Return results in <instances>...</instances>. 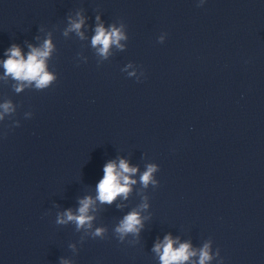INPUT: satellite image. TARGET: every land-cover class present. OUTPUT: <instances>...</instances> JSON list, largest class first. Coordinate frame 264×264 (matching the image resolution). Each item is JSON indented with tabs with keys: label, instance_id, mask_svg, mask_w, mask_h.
Returning a JSON list of instances; mask_svg holds the SVG:
<instances>
[{
	"label": "water",
	"instance_id": "water-1",
	"mask_svg": "<svg viewBox=\"0 0 264 264\" xmlns=\"http://www.w3.org/2000/svg\"><path fill=\"white\" fill-rule=\"evenodd\" d=\"M80 17L83 38L68 31ZM98 23L127 37L106 58ZM48 38L56 79L17 92L7 50L26 57ZM4 103L0 264H162L166 236L196 251L184 264L206 243L207 264H264V0H0ZM121 159L136 183L102 204L104 165ZM150 164L157 184L144 187ZM85 197L91 229L56 223ZM132 211L143 226L121 240Z\"/></svg>",
	"mask_w": 264,
	"mask_h": 264
},
{
	"label": "clouds",
	"instance_id": "clouds-1",
	"mask_svg": "<svg viewBox=\"0 0 264 264\" xmlns=\"http://www.w3.org/2000/svg\"><path fill=\"white\" fill-rule=\"evenodd\" d=\"M203 0H201V4ZM99 21V16L96 18ZM84 24L83 17L78 20L70 21V28L68 31H75L83 38V33L80 32L81 27ZM124 25L121 24L119 28L115 25L110 26L109 29H105L103 24H97L95 28V35L92 37L93 47L100 46L98 51L101 56L107 57L109 48L111 45H117V47H123L120 45V41L126 39L124 32L122 31ZM67 32L65 33V35ZM30 51L25 57L22 55L21 49L13 45L7 50V59L3 62L5 74L11 76L14 80L21 82L16 91H22L26 82L28 85L35 84L37 89H45L56 79V77L47 70L46 60L53 51V44L50 38L45 39L43 45L39 48L29 45ZM135 75V73H129V76ZM3 112H0V121L4 119V115L14 111L10 103H4L0 105ZM19 126L18 124L16 125ZM136 167H130L128 162L124 159L117 164L114 161H110L104 165L103 177L96 185L97 196L96 200L102 204H112L118 196H123L127 199L128 194L131 192V185L136 181L131 179V176L137 173ZM157 171V166L150 164L147 166L146 171L140 176V182L144 187L149 184L156 185L157 181L153 177V173ZM80 207L78 208V214H73L71 209L66 210L62 215H58L56 219L57 224H66L68 222H75L78 229L80 228H92L93 216L89 215V211L95 204V200L92 197H85L79 201ZM147 204L142 207L147 208ZM142 220L139 212L132 211L124 216L116 227L115 232L120 235L121 240L124 235L129 233L138 234L142 228ZM105 229L97 228L93 233V236H102ZM175 241L166 236L163 243H158L154 247V251L160 254V260L162 264H184L191 257L196 256V251L191 249L190 244H180L178 248H174ZM218 255V253H217ZM210 255V245L205 244L199 252V264H207L212 259ZM61 264H69L67 260L61 259Z\"/></svg>",
	"mask_w": 264,
	"mask_h": 264
}]
</instances>
